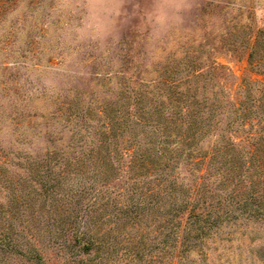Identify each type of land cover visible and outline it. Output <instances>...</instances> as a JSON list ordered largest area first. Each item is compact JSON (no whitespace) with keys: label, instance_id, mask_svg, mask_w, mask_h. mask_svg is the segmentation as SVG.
<instances>
[{"label":"rangeland","instance_id":"obj_1","mask_svg":"<svg viewBox=\"0 0 264 264\" xmlns=\"http://www.w3.org/2000/svg\"><path fill=\"white\" fill-rule=\"evenodd\" d=\"M260 28L264 0H0V207L19 238L0 264H174L158 222L120 212L132 194L122 145L150 128L115 144L112 121L134 96L159 99L164 81L192 96L256 82L246 47ZM93 150L123 162L105 185ZM77 234L96 245L78 252ZM178 264H264V223L224 224Z\"/></svg>","mask_w":264,"mask_h":264},{"label":"trees","instance_id":"obj_2","mask_svg":"<svg viewBox=\"0 0 264 264\" xmlns=\"http://www.w3.org/2000/svg\"><path fill=\"white\" fill-rule=\"evenodd\" d=\"M255 33L246 51L250 69L261 76L256 82L245 83L235 93L213 88L207 93L205 86L196 85L192 96L188 87L183 89L184 82L164 81L166 93L159 99L134 96L132 110L115 114L112 121L115 144L127 130L150 128L151 136L142 145L136 136L122 145L121 157L129 158L132 194L120 212L134 221L158 222L164 250L174 264L224 224L264 223V28ZM211 70L220 71L214 65ZM100 151H91L90 171L101 174L97 182L105 185L123 162ZM146 177L154 187L141 197L139 181ZM49 181L41 185L45 192L53 186ZM3 215L0 207V252L9 256L18 251L19 238L5 227ZM75 243H84L78 252L85 253L96 245L86 234H77Z\"/></svg>","mask_w":264,"mask_h":264}]
</instances>
